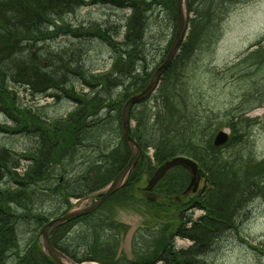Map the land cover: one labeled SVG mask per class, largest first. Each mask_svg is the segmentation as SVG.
<instances>
[{"label": "rangeland", "instance_id": "1", "mask_svg": "<svg viewBox=\"0 0 264 264\" xmlns=\"http://www.w3.org/2000/svg\"><path fill=\"white\" fill-rule=\"evenodd\" d=\"M236 1L224 17L215 21L214 32L209 37L202 35L195 51L184 61L183 66L181 64V77L176 80L172 95L174 100L177 97L175 102L179 104L182 114L168 134L177 140L188 135L192 129L204 142L209 137L206 134L208 131L212 132V144L219 130L229 132V141L216 148V155L220 159V166L226 172L235 174L238 177L235 179L236 183L243 182L250 192L239 204L234 226L216 231L202 255L209 264H264V0ZM140 4L145 5L139 35L140 45L147 60L144 68L138 63L141 68L139 73L146 71L149 75L152 74L164 59L174 36L177 25L175 0H90L63 18L71 27L70 33L48 38L38 45L43 64L47 66L51 63V53L66 52L67 56L71 54L77 59V63H82V67L87 69L85 74L96 75L99 82L90 88L83 85L81 77L76 76L77 80L69 73L66 76L70 80L67 87L74 84L76 94L82 91L90 96L102 90V76H105L106 81L109 72L124 68V58L114 65V48L109 47L110 42L106 37L123 41L133 8ZM194 16L195 13L190 11V17ZM104 23L111 29L116 26L119 34H103L99 26ZM105 30L109 33V27ZM76 33L78 35L75 36ZM126 51L131 54L132 59H137V47L124 45L123 52ZM125 60H129L128 57ZM125 81L124 74H121L117 79L120 86L109 89V97L105 98L101 108L91 109L85 117L84 126L87 127L78 130L77 140L72 143L53 141L55 136H64L57 127H48L46 130V135L48 132L54 134L52 138H41L46 124L54 120L66 123L69 115L74 116L77 107L69 94L54 89L32 93L33 90L29 88L31 86L14 82L10 84L8 94H16L17 105L9 108L10 111L20 112L19 108L24 107L34 115L31 113L24 119L16 116L20 125L26 123L27 131L17 127L14 134H0V141L12 152L28 150L32 165L37 164L41 154L49 164L48 180L44 181L46 186H54L63 190V193L67 191L69 194L78 193L74 194L76 196L85 195L89 193L85 188L87 183L88 188H93L99 185L102 175H109L112 179L117 174L107 171L112 169V161L118 149L116 147L123 140L118 114L128 98L124 95ZM160 89H165L163 80H160L158 88L143 103L155 105ZM52 93L59 96L54 97ZM141 107L142 105L135 106V111L133 109L132 112L135 113ZM259 108L262 110L261 114L256 112ZM134 115L133 125L136 122ZM12 116L13 114L0 111V120L8 124L12 123ZM182 116H187V127L181 126ZM154 119V116L150 117L151 124ZM75 124V121L68 123L71 127ZM147 129L151 131L150 125ZM42 144L51 147H41ZM147 149L148 154L154 156V146L148 145ZM246 161L250 165L257 162L255 164L258 169L251 176H246L244 169L241 170ZM154 163L156 161L153 160L152 165ZM101 172L107 173L100 174ZM145 172L146 170L134 186L131 198L126 197L123 188L109 197L93 215L82 217L81 221L73 225L69 239L73 240L71 242L74 246L79 245L84 250L85 239L89 238L94 242V237H102V242L118 244L117 254L121 258L136 262L141 254L132 249L136 245L138 232L150 234L149 237L144 235L145 245L150 242L155 245L162 239V230H152V233L149 229L168 223L176 225V217L180 215L183 218L182 213L197 220L203 211L191 208L189 202H195L196 198L203 197L206 192L213 196V200L221 199L227 189L225 181L219 179L216 187L214 178L207 174L200 178L197 189L187 192L177 202L158 201L164 205L163 208H158L138 197L145 195L143 188L151 175L144 174ZM84 176L88 177L87 181H84ZM111 179L103 181L99 187L106 186ZM60 198L58 193L47 195L39 192L30 206L32 211L39 209L37 217L47 220L62 212ZM29 214L24 213L17 222V243L22 252L35 235L33 225L37 221ZM124 224L127 227L125 233ZM174 241L177 249L187 248L192 243L188 237L181 236H176ZM15 261L16 255L11 251L3 264H14Z\"/></svg>", "mask_w": 264, "mask_h": 264}, {"label": "trees", "instance_id": "2", "mask_svg": "<svg viewBox=\"0 0 264 264\" xmlns=\"http://www.w3.org/2000/svg\"><path fill=\"white\" fill-rule=\"evenodd\" d=\"M9 1L14 2V4L21 3L25 5L26 10L30 11L32 8L46 6L45 2L50 4L52 2L56 3L57 0ZM88 1L90 0H78V5L74 10L87 4ZM236 2V0H188V9L194 12L195 16L190 19V30L185 41L180 46L179 55L163 73L162 80L165 89L159 90L155 105L150 106L141 102L138 104L142 105L141 109H139L140 111L137 110L135 113H131L132 118L135 114L134 117L136 122L135 126L130 129V134L142 147L143 156L127 178L123 187L126 197L131 198V196H133L132 190L136 183L140 181V177L143 176L145 170L146 172L144 174H152L156 165L160 164L163 160L176 154H184L192 157L198 162L199 166L204 171V177L208 174V176L214 178L216 187L218 186L219 179L226 182L227 189L223 192L222 198L213 200V196L206 192L203 197L196 198L195 202H189L191 208L204 210V214L197 220H192L191 215L187 216V214L182 213L184 217L181 218L180 215H178L176 217V225L168 223L165 226L159 225L149 229L152 233V230H162V239L160 242H156L155 245L153 242L145 245L144 235L149 237L150 234H146L143 231L138 232L136 235V245L132 249L141 254L136 262L127 261L125 257L123 259L118 256V244L115 243L110 245L109 242H102V237H94V242L89 238L85 239L84 250L79 245L74 246L71 242L73 240L69 239V237L72 236L71 231L75 224L74 222L57 226L51 231L50 240L55 247L77 261L96 259L99 260L101 264H156L159 260H161L163 264H209L202 255L203 251L210 243L216 231L234 226L236 211L239 204L243 201L244 197H247L246 195H248L250 191L248 187L245 188L243 182L240 184L236 183L235 179H238V177L235 174L226 172L224 168L220 166V159L216 155V148L211 144L212 132H206L209 137L204 139V142H202L203 139H200L194 134L192 129L188 135H183L177 140L169 136L168 132L170 128L174 127V124L178 122L182 114L179 104L175 102V100L177 101V97L174 100V96L172 95V88L176 80H178V77H181V64L183 66L184 61L195 51L201 36L206 35L209 37L214 32L215 27L213 25L216 23L215 21L224 17ZM125 6L126 4H124V7ZM175 7L176 6H174V8ZM133 9L134 12L128 20V31L124 35V41H115L114 39H108V37H106L110 42L111 48H114L113 54L116 56L114 65L121 62V59L124 58V68L109 72L106 75L108 78L106 81L103 75V88L102 90L96 91V94L93 96L82 91L76 94L74 84L67 87L70 80H67L66 76L69 73H72L74 77H81L80 80L83 85L89 86L90 88L93 85H97L99 82L96 75H86L87 69L82 67V63H77V59L73 58L71 54L67 56L66 52L65 54L51 53V63L47 64V66H45L41 60L42 72L37 70L26 74H21L19 71L20 68L17 66L19 64V61H17L19 56L15 57V55H18V53L9 57V61H13L10 65L13 66L11 69L12 72L6 74L3 80L4 83L0 84V111L5 114H13V116L11 117V124L0 120V130L8 134H14V132L18 130L17 127H21L23 131H27L28 127L26 123L20 125L19 121L16 120V116L24 119L25 117H29L31 113L34 115L33 112L24 107L19 108L20 112L12 113L10 111L9 108H15L17 105L15 103L16 94H8L10 90L9 86L14 82H22L27 87L31 86L29 88L33 90L32 93L53 90L52 88L45 87L53 85L57 88L59 87L56 90L69 94L68 96L74 101L77 107L74 114L75 117L69 115L66 123L63 120H54L46 124L44 133L41 134V138H52L54 134L48 132L46 135V130L48 127H57L64 136L62 138L55 136L53 141H62L65 143H72L77 140L78 130L87 127L84 126L86 115L93 107L101 108L103 106L102 104L105 98L109 97L108 88L113 87L114 84H118L117 79L121 74H124V79L126 78L124 82V95L126 94L128 97L141 90L149 78V73L146 71L139 73L141 68L138 67V63H141L142 68H144V63L147 60L145 51L141 48V37L139 36L145 5L140 4L137 8ZM32 14L31 12L30 15ZM18 17L19 16L9 17L2 8L0 0V32L7 33L9 39L15 42H19L23 38L27 39V41L34 46V49L31 51V56L33 58H40L39 51L41 48L38 47L40 43L46 42L48 38L57 37L60 34L70 33L71 31L69 24L63 21L65 15H61L51 21L49 20L50 22H45L44 18L40 20L32 16L33 22H25L27 17H20V20L26 24L21 23ZM99 28L104 34V30H102L101 27ZM115 28L116 27H114L113 30ZM105 34L107 36L109 35L108 33ZM76 35H78V33H76L75 36ZM124 45L131 46V48L137 47V53L135 55L137 59H132L128 51L125 53L123 52ZM0 51H2V49ZM62 57L64 58L63 61L61 60ZM126 57H128L129 60H125ZM6 67L7 63H4L0 69L4 72ZM77 69H81V71H77ZM38 77H40V79L37 80L36 78ZM76 79L78 80V77H76ZM52 96L58 97L59 95H57V93H52ZM151 116L155 117L154 123L152 124L150 123ZM186 118L187 116H182L181 118L182 127L188 126L185 124ZM73 121H75L76 124L73 127L69 126L68 123ZM148 125L151 127L150 132L147 129ZM53 131L56 132L55 130ZM233 141L234 139L231 143ZM148 145H153L155 148L154 161H156V163H154V165H152V161L146 152ZM41 147L51 146L42 144ZM54 149L55 148H53V150ZM116 149L117 152L112 161V169L107 172L112 171L113 173H117L129 159L130 150L125 141L122 140ZM7 150L6 154L0 153V157L3 160L0 161V177H3L0 189L4 188L7 194L6 199H1L0 201V264L4 263L11 251L16 255L14 264H55L54 261L42 251L36 235H34L32 239L30 238L25 251L22 252V249L18 247L17 243V222L19 218L27 212L37 221L34 229L46 221L44 217H37L39 210L32 211V206H30V203L33 202L39 192H44L47 195L58 193L61 196L60 199H62L63 210L68 206L70 195L78 193L69 194L67 191L63 193V190H58V188L54 186H46L44 184V181L48 180L47 167L49 164L46 160H43L41 154H39V161L37 164L32 165L28 158V150H22L17 153L12 152L9 148ZM22 161L24 163H21ZM255 163L252 162L251 165L250 162L247 161L243 163L241 170L244 169L247 173L246 176H251L254 171H257V164ZM4 167L6 168L5 170L3 169ZM19 167L22 168V170L17 171ZM107 172H101L100 174H105ZM109 179H111L109 175H102L99 185L103 181ZM87 180L88 177L84 176V181ZM188 180L189 173L184 168L175 167L171 169L154 188L156 193L160 196V200L154 202L148 201L149 205L163 208L164 205L158 201H162L163 203L168 200L173 201V196L175 194L180 195L182 190L186 187ZM99 185L88 188L87 183L85 188L91 192L100 188ZM42 212L43 210L40 211L39 215H41ZM91 215L92 214L85 215L83 217H90ZM188 222H190L189 226H187ZM116 225L121 224L116 223ZM126 228L124 224V233ZM176 236L188 237L192 240V244L187 248L177 249L174 241Z\"/></svg>", "mask_w": 264, "mask_h": 264}, {"label": "water", "instance_id": "3", "mask_svg": "<svg viewBox=\"0 0 264 264\" xmlns=\"http://www.w3.org/2000/svg\"><path fill=\"white\" fill-rule=\"evenodd\" d=\"M177 14H178V23H177L175 35L172 39V42L170 44L169 50L167 52L164 61L159 67L155 69L146 87L139 93L130 96L125 101V104L122 107L120 114L122 121V135L124 140L128 143L131 152L127 164L114 177V179L104 188V193L102 194V196L98 200H96L93 204H91L90 206L84 209L70 210L57 218L51 219L42 227L39 233V241L43 251L51 259H53L56 264H77V263H75L72 259L67 257L64 253H62L60 250H58L52 245V243L49 240V231L57 225H60L66 221H69L73 218L89 213L94 209H96L108 196H110L114 191H116L119 187L122 186V184L125 182V179L134 169V167L136 166L138 160L142 155L141 147L129 134V127H130L129 111L133 104L145 99L154 89L161 72L166 67H168V65L172 62V60L174 59L177 53L178 46L185 37L187 24H188L187 0H177ZM227 140H228L227 133L221 130L215 136L213 143L215 146H219L225 143ZM175 166L185 167L191 173V179L189 185L183 193L185 194L192 187L196 188L200 175H202V170L198 168L197 163L192 159L185 156H175L172 157L171 159L165 160L156 168L152 176L148 179V185L146 186V189H151L170 168Z\"/></svg>", "mask_w": 264, "mask_h": 264}, {"label": "bare ground", "instance_id": "4", "mask_svg": "<svg viewBox=\"0 0 264 264\" xmlns=\"http://www.w3.org/2000/svg\"><path fill=\"white\" fill-rule=\"evenodd\" d=\"M40 1V0H38ZM45 2V1H44ZM46 3V6L43 7H36L32 8L30 11L26 10L25 5L18 3L14 4V2L9 1V0H1V6L4 9L5 13L9 17L13 16H19L18 19L20 20V17L26 18L25 22H33V18H44L45 22H50L53 19L58 18L61 15H68L73 13L75 7L78 5V0H57L56 3ZM29 5V4H28ZM74 10V11H73ZM31 12L33 13L32 15ZM33 18H32V17ZM50 20V21H49ZM21 23L26 24L25 22L21 21ZM22 43V44H20ZM0 48L2 51H0V68L4 63H7V67L5 71L3 72L2 69H0V84L4 83V77L6 74L12 72V66L10 65L11 62L9 61V57L16 54L15 57L17 58V61H19V64L17 65L21 74H26L28 72H33L41 70L42 66V59L38 58H33L31 56V51L34 49V46L31 45L27 39L23 38L19 42H15L11 39H9V35L7 33H2L0 32ZM0 49V50H1ZM61 60L63 61L64 58L62 57ZM3 63V64H2ZM44 70V69H43ZM77 71H81V69H77ZM69 73V71H68ZM37 80L40 79V77L36 78ZM42 79V78H41ZM35 83V82H34ZM1 87V86H0ZM47 88H52L55 91H58L56 86H45ZM256 112H260V110H256ZM0 134H8L5 132H2L0 130ZM8 147L6 145H3L2 142L0 141V153L6 154ZM0 161H3L2 158L0 157ZM4 170L6 169L5 167L3 168ZM1 185L3 182V177H0ZM0 201L1 199H6L7 194L4 188L0 189ZM82 264H94L93 262H84Z\"/></svg>", "mask_w": 264, "mask_h": 264}]
</instances>
